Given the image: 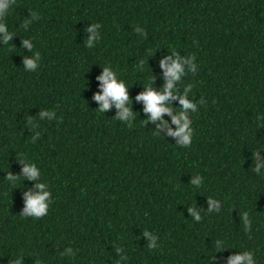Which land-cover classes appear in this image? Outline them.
<instances>
[{
	"label": "trees",
	"instance_id": "1",
	"mask_svg": "<svg viewBox=\"0 0 264 264\" xmlns=\"http://www.w3.org/2000/svg\"><path fill=\"white\" fill-rule=\"evenodd\" d=\"M0 23V264H264V0H15ZM161 61L183 74L153 122ZM105 68L126 118L99 112Z\"/></svg>",
	"mask_w": 264,
	"mask_h": 264
},
{
	"label": "clouds",
	"instance_id": "2",
	"mask_svg": "<svg viewBox=\"0 0 264 264\" xmlns=\"http://www.w3.org/2000/svg\"><path fill=\"white\" fill-rule=\"evenodd\" d=\"M15 0H0V18H2L11 4H13ZM33 16L36 15L35 12L32 13ZM91 31V29H89ZM0 32H6V26L4 23H0ZM11 39V34L6 32L5 35V42L9 41ZM24 46L31 49L33 47L32 44L29 43L28 40L24 41ZM173 55H177L178 52L173 50ZM37 56H39V53H36ZM189 59H195L194 55H188ZM25 64L28 68H34L35 63L33 60L25 59ZM161 66L165 68V88L163 90V94H159L152 90L151 84L146 86L147 91L145 93H142L140 96L137 97L138 100H143L145 102V109L144 111L151 113V116L149 119L153 122H155L157 119H161L162 115L167 113L169 115L172 114L174 111L172 104L169 102V97L172 95V89L174 87V83L176 81L180 80L181 75L183 74V70L181 68V65L177 63L176 61H173L171 63V66H167L164 61H161ZM100 79L103 81V88L104 92L103 95H96L95 99L98 101H102V106L99 110V112L103 113L106 111L109 107V98L113 100L116 103L117 108L122 109V112L117 117L118 119L126 118L129 116L130 108L125 107V102L127 104H132V101L129 99L127 94V87L123 80H118L117 75L113 70H110L109 68H105L104 74ZM192 91V86L188 85L184 88V94L181 95L179 93V90H176V96L180 99V104L183 105L184 109L187 108H193L195 109V104L190 103L186 96L189 92ZM167 103V106L165 104ZM181 120H183V123H181ZM172 122L179 125V130L177 132H169V135L173 136H182V140L180 141V146L185 147L189 145L190 143V137H192L193 133L191 130L188 132L185 131V129L188 128L189 123L191 121L185 116L184 112L181 111L179 113V116H172ZM161 126H165L163 120H161ZM132 127V126H129ZM24 172L27 174L28 179H35L37 177V172L35 168L32 167H25ZM9 180L17 179L13 177L11 174L8 176ZM195 183V181H194ZM37 188L41 189V193L37 194L35 196L29 195L27 199V208L25 209V216L32 215L36 218H41L47 213L48 205L45 203L47 200L49 193L44 192L43 189L45 187L44 183L37 184ZM213 208L217 207L216 201H212ZM189 211H192V209H189ZM212 209H209V212H211ZM196 215V221H200L202 218L200 215ZM250 230V225H249ZM215 259V258H213ZM242 260H247L248 264H255L253 260V254L251 252L245 251L244 255H237L233 256L228 264H240ZM18 264V262H17Z\"/></svg>",
	"mask_w": 264,
	"mask_h": 264
}]
</instances>
